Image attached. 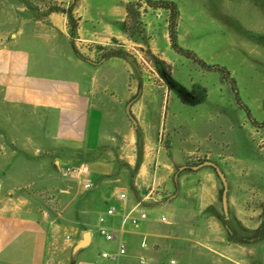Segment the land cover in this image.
<instances>
[{
  "label": "rangeland",
  "instance_id": "1",
  "mask_svg": "<svg viewBox=\"0 0 264 264\" xmlns=\"http://www.w3.org/2000/svg\"><path fill=\"white\" fill-rule=\"evenodd\" d=\"M164 1L178 4L179 45L225 66L264 122V0ZM170 15L145 0H0V36L46 56L72 48L93 66L98 128L87 131V148L55 144L51 109L0 106V210L45 225L46 264H77L83 233L110 205L152 215L154 264H249L252 255L264 264L255 250L264 239V126L251 123L222 73L173 49ZM55 60L44 69L55 73ZM208 162L227 178V206ZM94 173L101 187L84 189Z\"/></svg>",
  "mask_w": 264,
  "mask_h": 264
},
{
  "label": "crops",
  "instance_id": "2",
  "mask_svg": "<svg viewBox=\"0 0 264 264\" xmlns=\"http://www.w3.org/2000/svg\"><path fill=\"white\" fill-rule=\"evenodd\" d=\"M20 40L18 35L14 40L0 36V106L51 109L50 131L55 144L87 148L92 143L90 138L95 137L93 134L89 136L87 131L98 128V120L92 117L99 105L94 104L93 66L78 59L72 48L65 54L46 56L38 44L28 45ZM47 57L56 58L58 69L55 73L44 69ZM104 75L108 81V74ZM105 171L112 172L110 169ZM93 176L92 187L100 188V179L96 173ZM160 217L157 220L162 222ZM121 220L119 212L107 222L117 235L116 242L106 243L109 245L107 249L100 248L104 239L99 234L98 222L96 231H90V243L80 248L77 264H106L111 260L103 258L102 253L116 251L119 241L128 244V255L119 259L124 260L122 264H142L141 259L145 264H154L149 253L154 247L148 242L147 232L155 228L152 215L149 214V220L139 227L128 229L123 228ZM143 242L148 246L142 247ZM255 250L264 254V239ZM50 251L45 225L40 220L0 210L1 264H46ZM249 264H254L253 255Z\"/></svg>",
  "mask_w": 264,
  "mask_h": 264
},
{
  "label": "built area",
  "instance_id": "3",
  "mask_svg": "<svg viewBox=\"0 0 264 264\" xmlns=\"http://www.w3.org/2000/svg\"><path fill=\"white\" fill-rule=\"evenodd\" d=\"M70 172L73 173H78L83 176H87L90 174V169L88 166H71L68 169ZM83 187L86 190H90L92 188V183L90 181H84L83 182ZM119 201H126L127 200V194L125 192H120L118 195ZM122 215V225L123 228H134V227H139L143 222L149 220V214L146 211H138L136 214L133 213V211H130L128 213L124 211H118L117 207L115 205H110L107 207L106 211L104 214H102L99 217V234L100 236L107 242L113 243L117 241V235L113 229H111L108 225L107 222L109 218H112L116 216L118 213ZM160 220L162 222H167V217L165 215H162L160 217ZM72 236L67 235L66 237V242L70 243L72 241ZM142 247H147V243L143 242ZM128 255V244L125 241H119L117 243V250L116 251H105L102 253L103 258L111 261H116L119 260L122 257H125ZM175 261H172L174 263ZM141 263L145 264V260L141 259Z\"/></svg>",
  "mask_w": 264,
  "mask_h": 264
},
{
  "label": "trees",
  "instance_id": "4",
  "mask_svg": "<svg viewBox=\"0 0 264 264\" xmlns=\"http://www.w3.org/2000/svg\"><path fill=\"white\" fill-rule=\"evenodd\" d=\"M145 1L150 7L167 8L170 10L171 15H170V21H169V30H170V38H171V44H172L173 49L177 51L178 53H181L191 58L195 63H197L204 70H207L210 72L222 73L224 79L231 85L232 91L234 92L237 103L239 104L241 108H243L246 111L247 116L250 119L251 123L259 127L264 126V122H258L257 120H255L250 108L242 102L240 94H239L238 86H237V81L232 77L230 71L225 66L220 65V64H208L204 60L200 59L194 51L184 49L183 47L179 45L178 32H177L178 19H179L178 4L174 1H164V0L162 1L145 0ZM129 114H130V117L132 118L131 113Z\"/></svg>",
  "mask_w": 264,
  "mask_h": 264
},
{
  "label": "water",
  "instance_id": "5",
  "mask_svg": "<svg viewBox=\"0 0 264 264\" xmlns=\"http://www.w3.org/2000/svg\"><path fill=\"white\" fill-rule=\"evenodd\" d=\"M128 113H130V110H128ZM205 165H209V166H212V167L217 169V171H218V173H219V175H220V177H221V179H222V181L224 183V186H225L224 203L227 206V203H228V181H227L226 176L224 175L222 170L216 164H214L213 162H208ZM205 165H202L201 167H203ZM91 239H92L91 232H85L84 235H83V240L84 241L81 243V245L89 244Z\"/></svg>",
  "mask_w": 264,
  "mask_h": 264
}]
</instances>
